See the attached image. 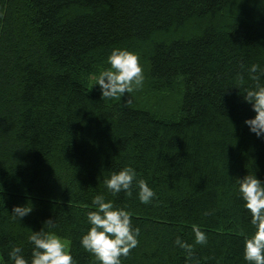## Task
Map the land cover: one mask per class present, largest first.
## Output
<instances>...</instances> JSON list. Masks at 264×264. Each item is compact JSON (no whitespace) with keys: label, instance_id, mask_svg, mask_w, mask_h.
Masks as SVG:
<instances>
[{"label":"trees","instance_id":"obj_1","mask_svg":"<svg viewBox=\"0 0 264 264\" xmlns=\"http://www.w3.org/2000/svg\"><path fill=\"white\" fill-rule=\"evenodd\" d=\"M117 47L141 57V100L92 87ZM253 63L264 67V0H0V260L11 244L30 257L28 235L51 218L75 264H98L80 237L104 193L141 229L121 264H186L175 240L194 243L193 225L208 235L200 264H247L236 180H264V137L236 84ZM126 165L151 203L107 191Z\"/></svg>","mask_w":264,"mask_h":264},{"label":"clouds","instance_id":"obj_2","mask_svg":"<svg viewBox=\"0 0 264 264\" xmlns=\"http://www.w3.org/2000/svg\"><path fill=\"white\" fill-rule=\"evenodd\" d=\"M107 62L110 67L93 77L94 85L101 90L102 99H119L126 93L143 88L145 75L138 53L127 48H113ZM246 71L251 83L244 86L241 75L240 83L236 85L241 87L243 98L251 105L255 115L246 118L244 124L257 137H264V67L253 63ZM103 183L113 196L121 192L131 196L135 189L139 201L145 205L156 197L152 187L144 179L138 178L136 169L131 165L111 172ZM236 183L254 229L251 235L244 236L243 259L247 264H264V180L248 173L237 178ZM92 205L94 210L87 212L88 228L80 237V246L94 256L98 264H121V257H127L137 247L141 229L133 225L132 215L126 206L117 205L104 193L95 195ZM32 211L33 207L28 204L15 205L12 215L14 219L22 221ZM209 214L205 212V215ZM55 227L50 218L39 231L32 230L27 237L32 245L30 257L24 254L22 246L11 244L5 250L6 260H0V264H75L67 242L54 230ZM192 232L194 243L177 236L175 244L183 250L186 264H200L194 254L195 245H206L208 235L198 225L192 226Z\"/></svg>","mask_w":264,"mask_h":264},{"label":"rangeland","instance_id":"obj_3","mask_svg":"<svg viewBox=\"0 0 264 264\" xmlns=\"http://www.w3.org/2000/svg\"><path fill=\"white\" fill-rule=\"evenodd\" d=\"M109 67H110L109 64H108V65H105V66H103V67L100 69V71H101V70H104V69H107V68H109ZM100 71H99V72H100ZM99 72H98L97 74L91 76V78H90V82H91L92 87H93L94 90H99V91H101L98 85H94V80H93V77L96 76V75H98ZM141 94L144 95L142 89H140V90H134L132 93H126V94H125L124 96H122L121 98H126L127 96H131V97H129L128 99H135V100H136V99H139V100H141V99H142V98H141ZM141 102H144V101H141ZM166 102H168V100H163V105H167ZM65 241H66V240H65ZM66 242H67V241H66ZM67 244H68V242H67Z\"/></svg>","mask_w":264,"mask_h":264}]
</instances>
